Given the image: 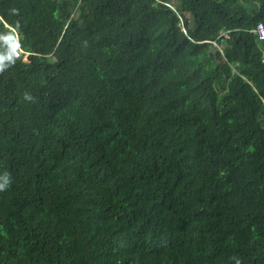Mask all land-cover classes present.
I'll list each match as a JSON object with an SVG mask.
<instances>
[{
  "label": "trees",
  "instance_id": "1",
  "mask_svg": "<svg viewBox=\"0 0 264 264\" xmlns=\"http://www.w3.org/2000/svg\"><path fill=\"white\" fill-rule=\"evenodd\" d=\"M177 4L0 0V264H264V0Z\"/></svg>",
  "mask_w": 264,
  "mask_h": 264
},
{
  "label": "built area",
  "instance_id": "2",
  "mask_svg": "<svg viewBox=\"0 0 264 264\" xmlns=\"http://www.w3.org/2000/svg\"><path fill=\"white\" fill-rule=\"evenodd\" d=\"M254 31H255L256 34H258V36L260 38H264V26H263V24L261 22L256 24V26L254 28ZM222 35L224 37H228L227 32H223ZM9 52H10V54L13 57L22 56V58L25 59V56L23 55L22 50L20 49V47L18 45L10 46L9 47ZM2 63H3V53H2V51H0V64H2Z\"/></svg>",
  "mask_w": 264,
  "mask_h": 264
},
{
  "label": "rangeland",
  "instance_id": "3",
  "mask_svg": "<svg viewBox=\"0 0 264 264\" xmlns=\"http://www.w3.org/2000/svg\"><path fill=\"white\" fill-rule=\"evenodd\" d=\"M170 1V3L172 4V5H174L175 7H177V0H169ZM189 21L191 22L192 21V17L189 15Z\"/></svg>",
  "mask_w": 264,
  "mask_h": 264
},
{
  "label": "clouds",
  "instance_id": "4",
  "mask_svg": "<svg viewBox=\"0 0 264 264\" xmlns=\"http://www.w3.org/2000/svg\"><path fill=\"white\" fill-rule=\"evenodd\" d=\"M5 184H0V190H3V188L5 187Z\"/></svg>",
  "mask_w": 264,
  "mask_h": 264
},
{
  "label": "water",
  "instance_id": "5",
  "mask_svg": "<svg viewBox=\"0 0 264 264\" xmlns=\"http://www.w3.org/2000/svg\"><path fill=\"white\" fill-rule=\"evenodd\" d=\"M221 41H222V42H225V41H226V39H222ZM213 52H215V50H213Z\"/></svg>",
  "mask_w": 264,
  "mask_h": 264
}]
</instances>
